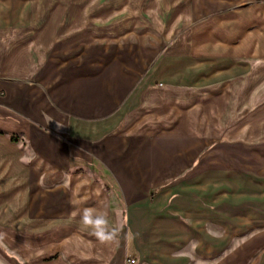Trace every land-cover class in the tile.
Listing matches in <instances>:
<instances>
[{
  "label": "crops",
  "instance_id": "0c3cea01",
  "mask_svg": "<svg viewBox=\"0 0 264 264\" xmlns=\"http://www.w3.org/2000/svg\"><path fill=\"white\" fill-rule=\"evenodd\" d=\"M30 3L0 4V264H264L215 206L264 176V107L226 125L264 103V0Z\"/></svg>",
  "mask_w": 264,
  "mask_h": 264
},
{
  "label": "rangeland",
  "instance_id": "374dc122",
  "mask_svg": "<svg viewBox=\"0 0 264 264\" xmlns=\"http://www.w3.org/2000/svg\"><path fill=\"white\" fill-rule=\"evenodd\" d=\"M23 1V0H22ZM60 1L65 0H31L29 4L31 11L39 12L41 14H47L51 10V8L55 4H59ZM1 6L4 4V0H0ZM36 13V12H35ZM97 13V12H95ZM184 26V24H183ZM264 77V75H263ZM254 81L252 82H255ZM260 95V94H259ZM259 95L252 96V97H259ZM251 95L247 94L246 98H250ZM256 107V110L261 109L264 107V103L257 104V103H232L231 105V115L234 116V112H237L236 118H229L227 120L226 125L227 127L232 126H243L246 128V121H249L250 114L252 113V108ZM247 112H246V111ZM254 112V110H253ZM247 130V129H246ZM229 132V128H227V134ZM229 135V134H228ZM242 138L245 135L241 136ZM261 138L258 136V140ZM255 140V138H254ZM228 186L222 188L219 193L215 194L216 198H220V204H216V210H219L220 213V223L223 225L226 223L232 222H246L249 224V230L238 232V234H243L241 238L244 239L249 237V235L256 234V233H264V176L261 177L260 175H245L238 178V182H232L229 184H222V186ZM235 189H229V186H235ZM212 193V192H210ZM213 194V193H212ZM210 221V220H209ZM213 221V220H212ZM216 222V221H215ZM223 233V232H222ZM2 243V242H1ZM3 251L4 248L0 246ZM225 245L221 248V253L223 255L225 251Z\"/></svg>",
  "mask_w": 264,
  "mask_h": 264
},
{
  "label": "clouds",
  "instance_id": "9594fccd",
  "mask_svg": "<svg viewBox=\"0 0 264 264\" xmlns=\"http://www.w3.org/2000/svg\"><path fill=\"white\" fill-rule=\"evenodd\" d=\"M81 220L85 226L90 227L93 230V234L101 242H109L115 238V230H109L108 228L106 213L94 215V210L86 209L81 216Z\"/></svg>",
  "mask_w": 264,
  "mask_h": 264
},
{
  "label": "built area",
  "instance_id": "2783aa9c",
  "mask_svg": "<svg viewBox=\"0 0 264 264\" xmlns=\"http://www.w3.org/2000/svg\"><path fill=\"white\" fill-rule=\"evenodd\" d=\"M129 263H130V264H133V263H134V261H129Z\"/></svg>",
  "mask_w": 264,
  "mask_h": 264
}]
</instances>
